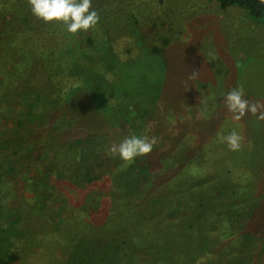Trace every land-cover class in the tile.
<instances>
[{
	"label": "rangeland",
	"instance_id": "1",
	"mask_svg": "<svg viewBox=\"0 0 264 264\" xmlns=\"http://www.w3.org/2000/svg\"><path fill=\"white\" fill-rule=\"evenodd\" d=\"M27 5L26 7H30L28 0ZM92 8L100 17L94 29L72 35L62 23H45L41 20L46 24L48 34L52 31V35L45 38L47 43H42V40L32 42L34 48L42 49L43 44L53 50L56 48L58 57L63 56V47H71L72 56L67 55V58H72L74 66L80 68V71L71 75L75 76L74 81L69 77L63 84L65 91L71 88L75 90L74 95L69 93L72 104L69 106L119 108L131 104L136 106L141 101L146 109L157 105L166 107V110L168 108L170 120H167L177 127L180 123L191 120L199 122L201 129L207 124L211 125L215 118L217 130L219 127L220 131L224 129L222 137L235 130L243 140L239 151L228 148L226 158H214L209 164L218 167L220 173L232 166L234 169H247L253 178V186L248 182L240 183L239 178L229 175L228 178L240 183L235 188L238 193L226 195L218 204L209 205L213 208L220 205L219 210L225 211L231 206L239 208L252 202L256 196L246 197L245 194L249 191H255L258 196L264 195V120L251 114L235 120L225 103L226 94L233 88L242 86L245 99L250 103L264 105V23L253 20L245 11L235 7L223 10L216 1L209 0H92ZM35 18L33 24L39 21H35ZM55 30L59 32H54ZM80 37L83 47L81 52L95 47L97 54L105 59L110 58L108 71L111 73L107 79L116 77L115 85L105 84L97 72H82L81 69L90 66L89 60L96 55L81 54L78 52L80 48L77 51ZM91 37L95 45L88 43L87 40ZM29 46L27 52L31 51ZM105 48L109 51H104ZM40 56L32 58L29 55L31 66L17 85L19 91L12 89V96H8L9 92L6 93V90L3 102L6 106H3V110L0 109V113L4 111V116H0V167L4 176L0 189V207L4 223L11 224L10 222L17 220V234H21L12 239L16 259L10 264H52V260L63 261L62 258L65 257V252L59 248V240L52 238V215L56 217L58 214L54 211L52 213V185L55 183L52 181V106H45L52 101V72L56 84L65 73L61 67L51 69L49 75L40 71ZM99 59L95 57L97 71L101 66ZM194 72L198 75L193 76ZM72 81L77 84L73 85ZM82 91L88 101L82 98L75 100ZM197 117L201 120H195ZM152 122L154 121L145 120V131L151 133L150 137L156 136V130H159ZM100 127L111 129L109 123ZM160 139L162 140L158 136L157 140ZM204 139L206 142H202L205 144L201 147L208 141L212 142L209 138ZM213 143L218 147L216 153L228 147L226 143ZM165 153L171 157L170 165L177 163L175 169L178 177L182 174V171L177 172L182 160L187 159L185 162L188 165L202 162L196 152L183 151L182 145L171 153L165 150ZM205 153L208 158L211 157L209 151ZM107 158L104 155V159ZM196 167L199 169L191 171L203 172L200 165ZM107 168L108 164L105 163L94 174L104 173ZM209 172L207 182H213L212 179L219 177L214 170ZM148 176L144 178L146 180L142 185L146 191H142L138 203L143 205L150 201L153 209L158 207L161 213L157 214L153 224L146 221L144 226H155L164 220L172 224L186 214L193 216L200 212L199 204H202V200L199 194L204 191L200 188L201 185H188L193 181L192 178L182 181L181 185L164 183L167 190L163 188L162 182L163 187L157 182L158 171L151 178ZM153 178L157 179L152 183ZM230 179L228 183H231ZM107 180L109 178L102 177L90 188L94 196L102 197L111 192L114 199L129 200L121 196L119 189H112L109 183L111 181ZM150 182L152 185L147 188ZM183 190L187 191L188 196H182ZM208 192L212 193L213 189H208ZM192 194L197 195V198L188 205L189 210H186L185 206ZM158 198L162 199V203L156 201ZM97 221L98 219L96 225ZM113 221L118 222L119 219L115 218ZM137 222L134 221V227ZM115 227V222H109L93 230L91 234L99 236L103 246L108 240H113ZM137 229L136 235H130H140ZM176 239L171 241L172 246L177 253L184 252L185 247ZM258 251L261 252V258L256 257V263L264 259V246H258Z\"/></svg>",
	"mask_w": 264,
	"mask_h": 264
},
{
	"label": "trees",
	"instance_id": "2",
	"mask_svg": "<svg viewBox=\"0 0 264 264\" xmlns=\"http://www.w3.org/2000/svg\"><path fill=\"white\" fill-rule=\"evenodd\" d=\"M209 1H216L223 10L238 8L245 11L253 20L264 23V3L261 0ZM26 6H28L27 0H0V106H2L0 109L3 110V106H6L3 103L6 90V93L9 92L8 96H12L10 94L12 89L19 91L17 85L31 66L29 55L32 58L41 55L42 69L40 71L47 75L55 67H61L64 70L65 74L60 76L57 84L52 72V88H54L52 96L50 95L52 101L48 99L50 103L45 105L52 106V181H55L52 185V213L54 211L58 214L56 217L52 215V238L59 240V248L65 252L63 261L52 260V264H264V259L256 263V257L259 258L261 254L258 246H264V199H261L264 195L258 196L255 195V191H249L245 194L246 197L256 196L252 202L239 208L231 206L225 211L219 210L220 205H215L214 208L209 205V203L218 204V201L226 195L238 193L235 189L238 184L251 183L253 180L247 169L241 167L234 169L232 166L230 169L226 168L222 174L218 167L212 163L209 164L212 159L220 157L224 159L229 154L228 147H226L227 150L222 149L216 153L218 147L213 141L221 145L219 139L224 135L222 134L224 129L220 131L219 127L217 130L215 118L211 125L207 124L201 129L199 122L195 123L191 120L178 123L179 127H177L176 124L167 120L170 118L168 108L166 110V107L157 105L146 109L141 101L137 102L136 106L131 104L119 108L117 106H69L71 104L69 93L74 95L75 90L71 88L65 91L63 84L69 77L74 81L75 76L71 75L80 71V68L77 69L74 66L72 58H67V55L72 56L73 51L71 47H63V51L60 50L63 56L58 57L56 48L53 50L46 44L42 45V49L34 48L32 45L34 40L47 43L45 38L52 35V31L48 34L46 24L37 18L34 20L39 21L33 24L34 15L30 7ZM81 37L76 46V49L80 48V50L77 49V51L81 54H95V57L101 60L99 72L95 69V57L89 60L90 66L81 69L82 72H97L98 76H101V81L106 82L105 84L115 85L116 77L112 80L107 79L108 74L111 73L108 71L109 57L105 59L97 54L94 46L93 49H84V52H81L83 48ZM87 41L95 45L92 37ZM28 45L31 50L29 52L26 50ZM76 84L73 82V85ZM82 92L80 96L75 97L76 101L78 98L88 101L85 98V92ZM85 103L87 105V102ZM0 116H4V111L0 113ZM190 117H192L191 114ZM198 117L195 120H201ZM146 119L154 121L152 123L159 128L154 136L162 138L160 141L157 140V145L150 154L137 157L133 162L122 160L118 154L114 156L108 154L110 146L119 144L125 137L131 135L150 137L151 133L145 131ZM107 123L111 125V129L100 127ZM204 138H209L212 142L208 141L209 143L201 147L205 144L202 142H206ZM212 143L215 147L211 145ZM179 145L183 146V151L196 152L198 159L203 162L198 163L203 172L191 171V169H199L196 167L198 165H188L185 159L177 168V172L182 171V174L177 176L175 169L177 163L170 165L171 157L165 153V150L171 153L172 150H177ZM6 149L9 148L6 147ZM205 151H209L211 157L208 158ZM104 155L108 158L104 159ZM105 163L108 164L106 171L94 174L96 169L101 168V165L104 166ZM212 170L219 177L212 179L213 182L209 183L207 182L210 176L209 171ZM157 171L159 173L157 182L160 186L162 182L164 187L163 185L161 187L166 189V183L181 185L182 181H188L190 178L193 181L188 185L195 184L192 187L201 185L200 188L204 192L201 191L199 194L202 204H199L201 210L197 215L200 214V216L186 214L172 224L164 220L155 226H144L146 221L153 224L157 214L161 213L158 207L153 209L150 201L143 205L139 204L142 191H146L142 188L146 180L144 178L149 177L148 175L151 178ZM229 175L239 178L240 183L228 178ZM102 177L109 178L111 182L108 180L107 182L110 183V187L119 189L122 192L121 196L129 200L114 199L111 192L102 197L94 196L90 188ZM154 179L157 178H153L152 183L156 181ZM228 179L231 183H228ZM3 180L4 176L0 167V189ZM152 183L150 182L147 188L151 187ZM251 186H253L252 183ZM208 189H213V192L209 193ZM186 192L183 190L182 196L187 195ZM195 198L197 195L190 197V201L185 206L186 210H189L187 207L194 203ZM156 201L161 202L162 199L158 198ZM115 218L119 221H113ZM136 220L138 222L134 227ZM16 222L17 220H13L11 224H5L0 207V264H10L16 259L13 252L15 244L12 239L21 236L17 234L19 231H17ZM109 222L116 223L113 240H108L102 246L99 236H92L91 232ZM136 228L141 234L130 235V233L137 234ZM176 238L185 247L184 252L177 253L172 246L171 241L177 240Z\"/></svg>",
	"mask_w": 264,
	"mask_h": 264
},
{
	"label": "clouds",
	"instance_id": "3",
	"mask_svg": "<svg viewBox=\"0 0 264 264\" xmlns=\"http://www.w3.org/2000/svg\"><path fill=\"white\" fill-rule=\"evenodd\" d=\"M261 2L264 3V0ZM28 4L34 17L45 23H62L66 31L72 35L94 29L100 19L98 12L92 8V0H28ZM192 75L196 76L198 73L194 72ZM225 103L235 120H240L248 114L264 120V105L250 103L245 99L242 86L228 92ZM242 140L243 137L235 130L221 138V142L226 143L231 151H239ZM156 145L155 136L131 135L125 137L119 144L111 145L108 154L110 156L118 154L122 160L133 162L137 157L150 154Z\"/></svg>",
	"mask_w": 264,
	"mask_h": 264
}]
</instances>
